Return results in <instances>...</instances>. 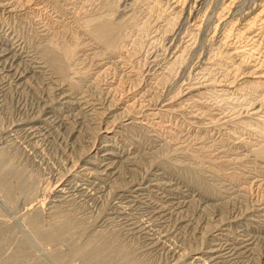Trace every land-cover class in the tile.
I'll return each instance as SVG.
<instances>
[{"label": "bare ground", "instance_id": "1", "mask_svg": "<svg viewBox=\"0 0 264 264\" xmlns=\"http://www.w3.org/2000/svg\"><path fill=\"white\" fill-rule=\"evenodd\" d=\"M20 20L38 44L19 34ZM34 80L44 88L37 105L0 127V264H50L38 246L54 264H146L159 251L166 264L251 262L260 236L249 221L264 217V0H0V112ZM82 81L99 85L98 96ZM116 104L125 108L106 119ZM85 126L96 131L83 136ZM134 127L236 190L254 181L247 214L213 209L211 222L195 223L194 211L222 194L213 198L192 170L182 174L199 190L157 162L145 168ZM210 130L229 134L227 144H205ZM63 133L66 153L45 160L50 175L37 188L17 153L44 161Z\"/></svg>", "mask_w": 264, "mask_h": 264}, {"label": "rangeland", "instance_id": "2", "mask_svg": "<svg viewBox=\"0 0 264 264\" xmlns=\"http://www.w3.org/2000/svg\"><path fill=\"white\" fill-rule=\"evenodd\" d=\"M26 10H28V9H26ZM24 11V10H23ZM20 17H23V15H19ZM144 18H146V17H144ZM143 18V23H141V24H139L140 26H139V29L137 28L136 29V31L138 32V33H140L141 34V32H143L145 29L144 28H146V26L148 27V23H149V20H147V18L146 19H144ZM144 20H147L148 22H144ZM11 21H12V19H11ZM171 24L172 25H174V23H173V20H171ZM171 25V27H173ZM14 26L16 27V30L17 31H19V34H21V35H23V37H25V39H27V42H29L30 41V43H34V44H38L39 43V40H38V36H36L35 35V32H34V29L32 28V26L30 25V22L28 23V22H26V21H17V22H14ZM170 27V28H171ZM169 28V29H170ZM139 30H140V32H139ZM153 30V29H152ZM216 31V30H215ZM138 35V34H137ZM136 35V37H138V38H140L139 36L140 35H138L137 36ZM150 35H153V33L152 34H150ZM166 35H168V34H166ZM210 36V35H209ZM157 37V36H156ZM164 37H166V36H164ZM208 38V37H207ZM35 41H36V43H35ZM147 40H145V41H143V44L146 42ZM161 43H162V40H161V38H159L157 41H156V48L157 49H162V48H160V46H161ZM163 45V44H162ZM210 45V42H209V40L207 39H205L204 40V43H203V47L204 48H206V47H208ZM162 47V46H161ZM142 49H143V47L140 49V52L139 53H137L135 56H137L138 54H140L141 53V51H142ZM201 56V55H200ZM135 59V58H134ZM37 79V78H36ZM83 82V83H82ZM80 84V87H82L83 89H88V92H89V94L90 95H92V97H94V96H98L97 94H99V91H100V89L98 88V86L99 85H97V84H95V82L93 83V82H91V81H88L87 83L86 82H84V81H82ZM93 83V84H92ZM32 85H34L33 86V88H27V89H24V91H22V92H19V94H15V95H13L12 96V99H10V101H8L7 102V108L3 111V113L2 112H0V127L2 128V126L4 127L5 125L7 126V124L12 120V119H14V118H16V115L17 116H19L20 115V113L22 114V112H26L27 111V108H28V110L30 109V107H34V106H36L37 105V101H38V98H39V95L41 94V89H42V91H43V86L39 83V81L37 82V81H35L34 80V82L32 83ZM87 85H89V86H87ZM140 85H141V87H139V88H136L137 90L135 91V92H132L131 94H129L130 96H134L136 93H137V91H139L142 87H143V85H142V82L140 83ZM94 94H93V93ZM97 92V93H96ZM30 106V107H29ZM100 107V106H99ZM122 108L124 109L125 108V106L123 105V104H116V108H114V110L112 111V113H107V115H106V119H108L109 118V116H111L112 114H117V113H119V112H122ZM99 109H101V108H99ZM19 112V113H18ZM19 114V115H18ZM135 117H137L138 119H136V120H138L139 122H141V121H143V122H146V120L145 119H142L143 117H141V116H135ZM129 120V118L128 117H122V118H120L119 119V121H120V123H124V122H126V121H128ZM135 124V127H138V126H140V125H143L144 126V124H139V123H134ZM147 125V124H146ZM101 126L102 127H105V125L103 124H101ZM114 127V129L115 128H118V129H120V127H119V124L117 123V126H115V125H113ZM134 126V125H133ZM142 126V128H144ZM133 128V132H135L133 135H131V137L129 136L128 138H131V139H129V141H134L137 145H139L140 146V148L138 149V154H142L143 152H145L146 151V153H145V156H146V158H145V161H144V166H145V168H146V166L148 165V167H150L149 165L151 164V165H153V164H155L156 162V164L158 165V163L159 164H161L162 166H163V168L166 170V172H167V174H169V175H171V173H172V175H174L175 177H176V175L178 176H180V174L181 175H185L186 176V174H188V173H190V171H188V170H192V171H194L193 173H194V178H196V180L198 181V183L197 184H199V181H200V183L202 184V187H203V189H205L206 191H207V193H209V194H213V198H216L215 197V195L217 196V198L218 197H220L221 196V194H222V196L224 197V196H228V197H222V199H221V197H220V200H217V202L216 203H218V201L220 202V201H222V203H220V204H215L214 203V201H209L208 203V205H210L212 202V207H210V208H205L204 210L205 211H202V210H200V212L199 211H197V209L194 211V213L192 214L193 216H191V217H193V221L194 220H196L195 221V223L196 222H201V221H207V222H211V220H208L209 218H210V215H209V213H212V211L211 210H213V209H218V211L217 212H221V215H223V216H228L229 214H231V213H238L239 211H242L241 213H243L244 215L245 214H247V213H245V210L244 209H246L247 208V206H249L250 204H252V201L251 200H255L257 197H258V192L257 191H255V189L256 190H258V188H255V186H254V181L253 182H251L250 183V178L248 179L249 181L247 182V183H242V188H241V190H236L237 189V184L235 183L234 184V182H232V180H230L231 178L229 177V179H228V176L227 175H221L220 173H218V171L217 172H215V171H209V170H206V169H199V168H196L199 164H201L200 163V161L199 162H197V163H193L192 164V161L193 160H185V159H183L182 157H180L181 155H178V156H174L173 154H172V152L169 150V148H167L168 147V145L167 146H165V144H164V141L165 140H167V138L165 139V140H161L158 136L156 137V135H151V134H153L154 132L156 133V131H154V130H151L150 131V133L149 132H142L141 130H139L138 128ZM188 127V126H187ZM84 129H82L81 130V134H83V136H91V135H93L94 134V131H96V130H88V128L85 126V127H83ZM147 129H150L149 127H146ZM85 130H88V132H84ZM122 131V130H121ZM110 132V131H109ZM183 132H187L188 134H192L193 132L192 131H190V129H184L183 130ZM213 132H215V131H208L207 132V134L210 136V138L207 140V138L206 139H204L203 141H204V143L205 144H210V141H212V139L214 138V140L216 141H219L218 143V145H220V144H227V142L225 141L226 139H230V135L229 134H225V133H220V134H215V133H213ZM126 133H130L131 134V132L130 131H124V134H126ZM148 133H149V135H148ZM210 133H212V134H210ZM157 134V133H156ZM66 135V133L64 134L63 133V135H60V136H57V139H55L54 141H53V143L51 144V145H49L48 147L50 148L49 149V153L50 154H45L44 156H46L45 158H44V161H39V159L38 158H35L34 160H30V159H27L26 157H24V155L21 153V152H19L18 151V155H17V160L19 159V163H20V165L22 166V167H24V168H26L25 170H27L28 171V174H30L29 175V179L31 178V180H29V181H33V182H35V184H36V187L37 188H40V187H43V185H44V183H43V181H44V179H45V177H47V175H48V173H49V175H50V169L49 168H46V167H48L49 165H46V163H45V160H47L50 164L52 163V164H54L55 163V161L54 160H52V159H54V157H57L59 154H64V153H66V151H64V145H65V143L66 142H68V139H69V137H66L65 136ZM218 135H220V136H218ZM224 136V138H220L221 136ZM66 138H68V139H66ZM226 138V139H225ZM232 138V137H231ZM153 139V140H152ZM156 139V140H155ZM158 139V140H157ZM224 139V140H223ZM209 141V142H208ZM125 145L127 146V147H131L132 145H127V143L128 144H130L129 142H127V140H125ZM153 143V144H152ZM80 144H84V142H81ZM57 145V146H56ZM162 145V146H161ZM204 145V144H203ZM217 145V144H216ZM14 146V145H13ZM155 149V150H154ZM145 150V151H144ZM157 150V151H156ZM149 152V153H148ZM170 152V153H169ZM169 154V155H168ZM171 154H172V156H171ZM49 155V156H48ZM149 156V157H148ZM151 156V157H150ZM47 157H49V159L47 158ZM174 157V158H173ZM52 158V159H51ZM177 158V159H176ZM180 158V159H179ZM37 159V160H36ZM162 159V160H161ZM55 160H56V158H55ZM168 160H170V161H168ZM181 160V161H180ZM53 161V162H52ZM159 161V162H158ZM179 161V163H177ZM40 162V163H39ZM182 162V163H181ZM22 163V164H21ZM38 163V164H37ZM42 163V164H41ZM189 164V165H186V164ZM41 164V165H40ZM51 164V165H52ZM167 164V165H166ZM180 164V165H179ZM184 164V165H183ZM197 164V165H196ZM45 167H44V166ZM161 165H159V166H161ZM166 165V167H164ZM185 165L186 166H191V165H193V167H192V169H187L186 167H185ZM161 166V167H162ZM167 166L169 167L170 166V168H171V166H172V168L170 169V170H167V169H169V168H167ZM20 167V166H19ZM44 169H43V168ZM185 167V168H184ZM194 167H195V169H194ZM48 169H49V171H48ZM194 169V170H193ZM163 169L161 168V169H159L158 171L159 172H163L162 171ZM176 170V171H175ZM236 170H238V169H236ZM26 171V172H27ZM180 173H179V172ZM182 171V172H181ZM188 173H187V172ZM196 171V172H195ZM171 172V173H170ZM201 172V173H200ZM215 172V173H214ZM183 173V174H182ZM45 174H47V175H45ZM176 174V175H175ZM196 174H198L197 176H195ZM48 175V176H49ZM171 175V176H172ZM184 175L181 177V179H180V177H177L180 181H184L186 184L187 183H189V186L191 187V188H195V189H197L196 187L198 186L197 184H195L194 182H191L190 183V179H188V178H185L184 177ZM36 176V177H35ZM226 177V178H225ZM186 179V180H185ZM35 180V181H34ZM190 180V181H189ZM253 180V179H252ZM220 182V183H219ZM43 183V184H42ZM191 184V185H190ZM230 184V185H229ZM245 184V185H244ZM193 185H195V186H193ZM224 185V186H223ZM247 185V186H246ZM230 186V187H229ZM232 186V187H231ZM237 186V187H236ZM229 188H232V189H229ZM236 188V189H235ZM225 191H224V190ZM228 189V190H227ZM197 190H199V188L197 189ZM236 190V191H235ZM237 191H239V192H237ZM226 192V193H225ZM228 192V193H227ZM223 193H224V195H223ZM231 193V194H230ZM242 193V194H241ZM229 194V195H228ZM231 196V197H230ZM230 197V198H229ZM195 198H197V196H195ZM255 198V199H254ZM225 200V201H224ZM224 201V202H223ZM216 205V206H215ZM247 205V206H246ZM237 209V210H236ZM209 211V212H208ZM244 211V212H243ZM246 211H248V210H246ZM197 213V214H196ZM198 215H199V217H198ZM195 218V219H194ZM200 218V219H199ZM264 217L263 216H260V222L258 221V222H256V221H249V223H250V226L247 228L248 230V232H250V234H254V235H259L260 237H259V239L258 240H256L255 242H256V245H255V249H254V251H253V254L251 255L253 258H252V260H251V262L250 263H248V264H258V263H260L261 262V260H262V256H263V250H264V237H261V236H263V234H264V231L262 232V231H259L258 232V230H263L264 229ZM261 221H263V222H261ZM195 223L193 224V225H195ZM204 224V223H203ZM244 228V227H243ZM258 228V229H257ZM263 239V240H262ZM129 242V244H130V249L131 248H134V245H135V241H128ZM133 244V245H131V243ZM134 242V243H133ZM133 246V247H132ZM35 248L34 249H36V250H33V252H34V254H35V256L38 254V256L37 257H39V258H41V259H45V260H50V262L49 261H47V262H49L50 264H52L53 262L51 261V259H50V256H51V253H50V251H48V250H46L47 251V253L43 250V248L42 247H37V246H34ZM38 248V251H39V249H40V252H38L37 251V248ZM42 248V249H41ZM38 253H37V252ZM161 252H162V255H161ZM37 253V254H36ZM46 253V254H45ZM50 253V254H49ZM158 253V254H157ZM157 253H154V254H157V255H149V256H145V258H148L147 259V261H146V259L144 260V261H146V262H148V260L150 261V262H148V263H146V264H166V262H164V261H167V257H166V255H165V253L163 252V251H159V252H157ZM160 253V254H159ZM164 253V254H163ZM42 256V257H41ZM152 257H154V258H152ZM163 257H165L164 259H163ZM143 258H144V256H143ZM143 258H142V260H143ZM152 260V261H151ZM54 264V263H53Z\"/></svg>", "mask_w": 264, "mask_h": 264}]
</instances>
